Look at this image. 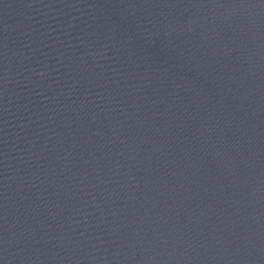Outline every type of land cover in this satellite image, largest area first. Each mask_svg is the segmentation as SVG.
I'll return each mask as SVG.
<instances>
[{
	"label": "water",
	"instance_id": "obj_1",
	"mask_svg": "<svg viewBox=\"0 0 264 264\" xmlns=\"http://www.w3.org/2000/svg\"><path fill=\"white\" fill-rule=\"evenodd\" d=\"M0 264H264V0H0Z\"/></svg>",
	"mask_w": 264,
	"mask_h": 264
}]
</instances>
